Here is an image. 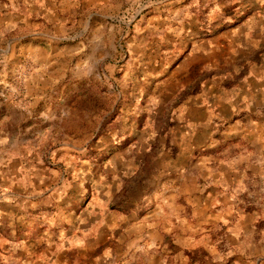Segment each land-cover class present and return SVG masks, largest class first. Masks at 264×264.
Returning a JSON list of instances; mask_svg holds the SVG:
<instances>
[{"label":"rangeland","instance_id":"rangeland-1","mask_svg":"<svg viewBox=\"0 0 264 264\" xmlns=\"http://www.w3.org/2000/svg\"><path fill=\"white\" fill-rule=\"evenodd\" d=\"M0 264H264V0H0Z\"/></svg>","mask_w":264,"mask_h":264}]
</instances>
